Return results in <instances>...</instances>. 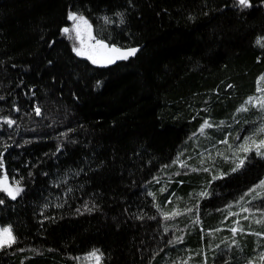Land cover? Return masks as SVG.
Listing matches in <instances>:
<instances>
[{
  "label": "trees",
  "instance_id": "obj_1",
  "mask_svg": "<svg viewBox=\"0 0 264 264\" xmlns=\"http://www.w3.org/2000/svg\"><path fill=\"white\" fill-rule=\"evenodd\" d=\"M248 5L0 0V178L20 188L0 189L14 237L0 264L91 250L100 264H264V155L230 148L264 140V110L245 104L264 77V0ZM70 12L135 54L79 57ZM243 198L259 221L232 236Z\"/></svg>",
  "mask_w": 264,
  "mask_h": 264
},
{
  "label": "rangeland",
  "instance_id": "obj_2",
  "mask_svg": "<svg viewBox=\"0 0 264 264\" xmlns=\"http://www.w3.org/2000/svg\"><path fill=\"white\" fill-rule=\"evenodd\" d=\"M76 15L81 16L78 14H76ZM84 20L87 21V25H84L83 22H80V27L82 30L86 29L87 31H90L93 39L89 40V39H87V36H85V44L83 45L85 54L84 55H78V56L88 59L87 54L91 50L89 46L95 45L96 41L99 39H97L94 36L93 31H92V26L90 25L88 20L86 18H84ZM76 23H77V21H72V20L68 19V25L65 27V28H68L70 30L69 33H67L65 35L69 39V41L71 42V46H72L73 51H74V49H80L81 48L80 41L76 38V32L73 30L74 25ZM99 41H102V40H99ZM103 43L106 44L105 42H103ZM108 48H110V47L108 46ZM74 53L76 54V51H74ZM108 55H111V54L108 53ZM98 63H106V62L103 59H100L98 61ZM258 88L264 89V79L261 78L259 80ZM254 97H264V92H258L257 91V94ZM241 145H243V143H240L238 146H236L234 148L233 147H230V148L233 149L235 152H240L239 149H240ZM206 155L207 154L204 153L203 158H206ZM0 182H2V183H0V189L3 190L4 192H6L7 194H8V191H5L4 190L5 188L12 191L14 194H16L17 189H20L18 186H16L13 183H10L5 178H0ZM259 186H260L259 188L261 189L264 187V184L261 183ZM248 196H250V194H248ZM10 197H12V196H10ZM263 198H264V196H261L258 200H262ZM248 200L249 199H245V198L241 199L238 203L235 204V207H237V209H238L236 212H232V210H229L225 214V218H227L228 221L230 220V217H232L230 220L231 225H229L230 227L228 226V229L230 230V233L232 234V236L235 235L236 230H239V231L242 230L245 224H247V225L251 224V223L253 224V223L259 221V219L257 218L258 214L260 213L259 209H255L254 206H252V203H250V201H248ZM5 228L10 230L11 235L13 237L11 227L9 225H1L0 224V231H2ZM5 246H8V245H5ZM94 251L97 252L96 250H91L88 253L83 254L81 257H78L77 258V264H100V256H99L98 252H97V255L99 256V260H97L96 258H94L90 255ZM262 256H264V252H261V257Z\"/></svg>",
  "mask_w": 264,
  "mask_h": 264
},
{
  "label": "snow or ice",
  "instance_id": "obj_3",
  "mask_svg": "<svg viewBox=\"0 0 264 264\" xmlns=\"http://www.w3.org/2000/svg\"><path fill=\"white\" fill-rule=\"evenodd\" d=\"M239 3L244 5V6H249L248 5V0H239ZM68 19L72 21H77V23L74 25V31L76 32V38L80 41L81 48L80 49H74L76 51L77 55H84V48L83 45L85 44V36H87V39L91 40L93 37L91 36L90 31L82 30L80 27V22H83L84 25H87V21L84 20L83 16H77L76 14L69 13ZM69 29L65 28L63 29V32L65 34L69 33ZM90 51L87 54V58L92 61V63H98L100 59H103L106 63H114L115 60L117 59H127L128 56L135 54L136 49H131L128 52H122L119 48H108L106 44L103 43V41H96L95 45H90ZM110 53L111 55H108ZM264 79V78H262ZM258 92H264V89H257ZM245 104H252V106H258L262 110H264V97H249V99L245 102ZM239 111H246V107H242L241 109H238ZM37 113L39 114V109H37ZM9 124L12 123V121H8ZM205 127H208L207 121L205 122ZM203 131V128L201 129ZM261 133H264V128H261L259 130ZM250 144H255L257 147L258 154L264 155V153H260L259 149L264 148V140H260L258 143L253 140L252 138H248L245 144L241 145L240 151L247 152L250 150ZM243 164V160L240 161V163L237 165V168H239ZM235 170V169H234ZM2 183V182H0ZM264 184V182H262ZM5 191H8V194L12 196V198H15V194L8 190L4 189ZM20 189L16 190V194H18ZM167 218V217H166ZM14 242V238L11 235V232L9 229L5 228L2 231H0V247H3L5 245L10 246L11 243ZM92 257L96 258L99 260V256L97 255V252H92L90 254Z\"/></svg>",
  "mask_w": 264,
  "mask_h": 264
}]
</instances>
